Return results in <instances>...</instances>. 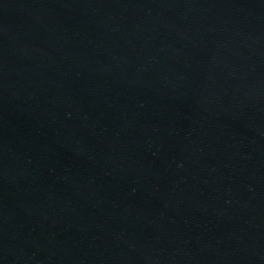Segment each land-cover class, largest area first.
<instances>
[{"label": "water", "instance_id": "95a60500", "mask_svg": "<svg viewBox=\"0 0 264 264\" xmlns=\"http://www.w3.org/2000/svg\"><path fill=\"white\" fill-rule=\"evenodd\" d=\"M0 264H264V0H0Z\"/></svg>", "mask_w": 264, "mask_h": 264}]
</instances>
